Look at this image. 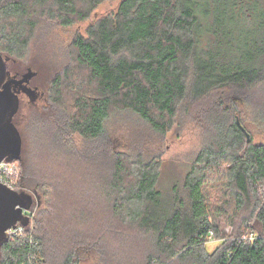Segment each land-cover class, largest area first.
I'll list each match as a JSON object with an SVG mask.
<instances>
[{"label": "trees", "instance_id": "16d2710c", "mask_svg": "<svg viewBox=\"0 0 264 264\" xmlns=\"http://www.w3.org/2000/svg\"><path fill=\"white\" fill-rule=\"evenodd\" d=\"M112 1L0 0V53L7 65L20 61L36 30L72 27ZM197 20L189 0H120L85 34H74L66 63L53 74L47 92L28 99L40 97L52 111L48 117L29 116L41 120L39 126L32 120L29 128L54 126V142L33 145L51 157L69 151L76 165L52 164L57 170L41 177L23 158L18 161L17 192L31 189L38 206L33 202L27 212L30 223L22 234L0 244V264H80L83 254L100 251L101 239L116 235L122 241L144 235L145 264H264V143L254 141L255 135L264 136V40L260 64L217 60L208 45L200 55ZM229 22H238L235 15ZM233 32L226 31L227 43ZM114 111L131 112L162 135L176 119L190 118L198 127L203 146L182 179L183 194L174 189L171 204L163 202L157 187L158 155L144 158L141 148L115 149L104 125ZM73 137L82 144L66 150L64 143ZM21 153L26 154L23 140ZM214 182L229 190L215 211L217 216L232 207L224 218L231 227L225 236L212 222L202 191ZM56 192L65 199L60 202ZM56 210L62 213L53 217ZM55 231L69 235L60 256ZM210 232L211 242L218 241L212 250Z\"/></svg>", "mask_w": 264, "mask_h": 264}, {"label": "rangeland", "instance_id": "374dc122", "mask_svg": "<svg viewBox=\"0 0 264 264\" xmlns=\"http://www.w3.org/2000/svg\"><path fill=\"white\" fill-rule=\"evenodd\" d=\"M189 1L200 24V26L197 24L199 34L196 38V49L200 55L204 53L208 45L210 55L217 60L223 58L225 60L227 58L231 63H238L240 66L246 62L248 64L254 61L260 64L262 54L259 48L262 45L261 40H264V0H249L245 2L233 0L232 5L229 0ZM119 2L120 0L102 3L86 21L78 22L72 27L61 28L50 24L38 31L36 30L24 58L7 65L10 74L14 75L16 73L20 76L30 68L32 72L36 73L31 79L30 87L37 92L43 91L46 93L53 74L66 63L68 45L74 34L77 32L85 34L89 24L96 21L99 17L114 11ZM234 2H236L235 5ZM254 3L255 6L251 7ZM252 12V16L249 17ZM230 15H235L238 21L236 24L229 22ZM232 30L234 31L232 33L234 40L231 43H227L226 31ZM213 32L216 34L215 37H213ZM19 98L20 106L17 115L18 125L16 127L19 133L22 132L20 136L24 142V151H26L25 155L21 153V158L25 162L27 161L26 165L32 169L33 174H38L42 177L46 171L52 173L57 170L52 164L58 165L59 168H72L73 164L76 165L70 160L71 157L69 155H71V152L69 153V151L65 155L56 154L51 157L45 154L47 149L43 147V149H39V145H33L34 142L44 139L54 142L55 139L51 135L54 126L50 123L48 126L51 128L33 132L29 128L31 127L29 123L33 120L36 126H39L41 120L34 118L29 120V116L37 114L38 117H48V114L52 113V111L51 108L43 107L44 103L40 100V97H37L33 102H30L28 96L25 95L19 96ZM64 99L66 100L65 105H69L70 100L66 96ZM104 125L105 132L108 133L118 152L136 153L141 148L143 150L141 154H143L144 158L145 155L147 158L158 155L160 175L157 187L161 192L163 202L171 204L174 189L183 194L182 179L195 153L204 143L198 127L190 118L186 120L176 119L175 125L164 135L153 132L138 116L127 111L112 112ZM42 131H45V133H42ZM254 141L256 143H264V136L255 135ZM64 144H66L64 148L68 150L71 149L72 145L73 147L80 146L82 140L73 137L72 141L69 139ZM35 146H37V150H32ZM73 147L72 149H74ZM17 166L19 168V176L22 174V168L19 162ZM89 180L91 181L90 177L88 178ZM60 182L63 183L62 180ZM87 183H85V186ZM23 190L33 197L34 206L37 208L38 205L35 201L37 199L31 189L24 186ZM202 191L212 222L220 227L223 236L229 235L231 227L224 223V218L228 217L232 207H229L220 215H215V211L221 208L223 202L229 197L227 186L224 187L222 183L214 182L206 184ZM56 193L60 196V202L65 199L61 192ZM55 208L57 209L56 200ZM57 212L62 213L60 210L52 211L53 217L57 215ZM68 215L70 214L67 213L66 217ZM57 218L60 217L57 216ZM68 237L69 235L64 231L56 232V238L58 239H54V243L57 256H60L62 252V240L68 239ZM57 242L59 243L57 244ZM143 242H145L144 235L135 237L127 235L124 241L118 235L108 239H101L100 251H88L83 254L82 260L85 261L80 262V264H145V244ZM216 244H218V241L208 244V250H212Z\"/></svg>", "mask_w": 264, "mask_h": 264}, {"label": "water", "instance_id": "95a60500", "mask_svg": "<svg viewBox=\"0 0 264 264\" xmlns=\"http://www.w3.org/2000/svg\"><path fill=\"white\" fill-rule=\"evenodd\" d=\"M34 76L35 72L30 68L19 78L11 75L7 59L0 53V162L21 160L22 140L13 118L19 109L21 91L29 97H36V90L24 89ZM246 137L248 141L249 135ZM32 204V196L12 190L0 182V244L7 239L8 230L18 225H29L30 218L25 212L30 211Z\"/></svg>", "mask_w": 264, "mask_h": 264}, {"label": "built area", "instance_id": "2783aa9c", "mask_svg": "<svg viewBox=\"0 0 264 264\" xmlns=\"http://www.w3.org/2000/svg\"><path fill=\"white\" fill-rule=\"evenodd\" d=\"M18 161L12 162H0V182L7 186L8 188L17 191L19 188V168L17 166ZM23 190V188H22ZM24 191V190H23ZM22 226H17L15 229H10L7 231V236L21 235L23 232ZM209 240H213V234L210 232Z\"/></svg>", "mask_w": 264, "mask_h": 264}, {"label": "flooded vegetation", "instance_id": "af4514ba", "mask_svg": "<svg viewBox=\"0 0 264 264\" xmlns=\"http://www.w3.org/2000/svg\"><path fill=\"white\" fill-rule=\"evenodd\" d=\"M238 1H240V2H245V1H249V0H238ZM30 82H31V80H30ZM30 82H29V84H27V85H25V88L24 89H26V91L29 89V88H31L30 87ZM32 89V88H31ZM22 95H25V96H28V94L27 93H23L22 91L19 93V96H22ZM19 100H20V98H19ZM34 194V193H33ZM34 196H36L35 194H34ZM32 199H33V197H32ZM36 201V200H35ZM25 214H27V212H25Z\"/></svg>", "mask_w": 264, "mask_h": 264}]
</instances>
